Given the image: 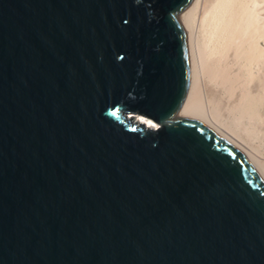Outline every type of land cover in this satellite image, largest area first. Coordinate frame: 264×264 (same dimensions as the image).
Masks as SVG:
<instances>
[{
	"label": "water",
	"instance_id": "water-1",
	"mask_svg": "<svg viewBox=\"0 0 264 264\" xmlns=\"http://www.w3.org/2000/svg\"><path fill=\"white\" fill-rule=\"evenodd\" d=\"M190 1L0 0V264H264V181L175 115Z\"/></svg>",
	"mask_w": 264,
	"mask_h": 264
},
{
	"label": "bare ground",
	"instance_id": "bare-ground-1",
	"mask_svg": "<svg viewBox=\"0 0 264 264\" xmlns=\"http://www.w3.org/2000/svg\"><path fill=\"white\" fill-rule=\"evenodd\" d=\"M211 2L202 10L195 35L194 14L205 0H191L179 14L189 56V84L175 115L202 123L264 181V160L255 156L258 150L264 156V0ZM134 120L157 128L143 117ZM221 126L236 134L234 138ZM240 135H245L255 155L242 148L246 145L237 140Z\"/></svg>",
	"mask_w": 264,
	"mask_h": 264
},
{
	"label": "rangeland",
	"instance_id": "rangeland-1",
	"mask_svg": "<svg viewBox=\"0 0 264 264\" xmlns=\"http://www.w3.org/2000/svg\"><path fill=\"white\" fill-rule=\"evenodd\" d=\"M211 1H212V0H205V3H204V4H201V5L199 6V8L197 9L198 12L196 11V13L194 14V18H196V19H194V21H195V20L197 21V22L195 21L196 23L194 22V29H195V30H194V35L196 34V32H195V31H196V28H199L200 18H201V16H202V10H205V9L207 8V6H209V5L212 3ZM206 2H207V3H206ZM205 4H206V7H204ZM202 5H203L204 8H202ZM201 8H202V9H201ZM195 15H196L197 17H196ZM198 21H199V22H198ZM197 30H198V29H197ZM222 127H223L224 129H226V130L223 129L222 131H224V132L227 131V128H226V127L221 126V128H222ZM228 131H229V130H228ZM228 131L225 132V133H226V134H229V136H232L233 133H232L231 131H229V133H228ZM230 132H231L232 134H231ZM243 134H244V133H243ZM234 135H236V134H234ZM234 135H233V138H234ZM240 136H241V137H240L241 140H240V138H237L238 136L235 137V139L237 138V140H238L239 142H240V141H243V143H245V145H246L247 148L244 146V144H243L242 142H240L241 145L243 144V147H242V148H244V149H246V150H249V149H250V150H249L250 153L253 154V155H255V154H254V153H255V150H253V149L251 148L250 144L248 143V141L244 139V136H245V135H240ZM242 136H243V137H242ZM253 145H256L255 142H254ZM251 149H252L253 151H251ZM252 152H254V153H252ZM260 152H261V151L258 150V153H259L260 155L257 154V155H255V156H256V158H258V159L260 158V160L263 161V160H264V156H263V154L260 153ZM256 153H257V152H256ZM261 155L263 156V159H262V156H261ZM255 156H254V157H255Z\"/></svg>",
	"mask_w": 264,
	"mask_h": 264
}]
</instances>
